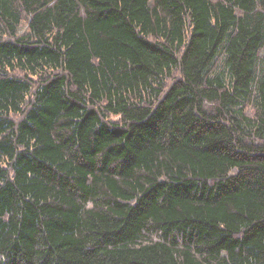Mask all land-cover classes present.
<instances>
[{
  "label": "trees",
  "instance_id": "1",
  "mask_svg": "<svg viewBox=\"0 0 264 264\" xmlns=\"http://www.w3.org/2000/svg\"><path fill=\"white\" fill-rule=\"evenodd\" d=\"M0 264H264V0H0Z\"/></svg>",
  "mask_w": 264,
  "mask_h": 264
}]
</instances>
